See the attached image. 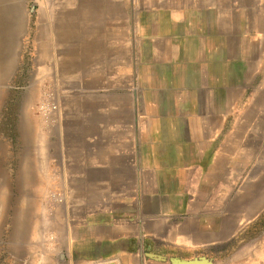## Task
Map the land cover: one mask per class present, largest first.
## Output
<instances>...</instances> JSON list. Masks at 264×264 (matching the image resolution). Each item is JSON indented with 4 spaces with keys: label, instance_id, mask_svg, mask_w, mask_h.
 <instances>
[{
    "label": "crops",
    "instance_id": "1",
    "mask_svg": "<svg viewBox=\"0 0 264 264\" xmlns=\"http://www.w3.org/2000/svg\"><path fill=\"white\" fill-rule=\"evenodd\" d=\"M260 14L264 0H51L37 10V63L66 96L73 190L51 264H253L245 233L264 213V170L251 178L230 121L235 61L260 59L250 55Z\"/></svg>",
    "mask_w": 264,
    "mask_h": 264
},
{
    "label": "rangeland",
    "instance_id": "2",
    "mask_svg": "<svg viewBox=\"0 0 264 264\" xmlns=\"http://www.w3.org/2000/svg\"><path fill=\"white\" fill-rule=\"evenodd\" d=\"M15 2L23 8L26 28L17 38L18 56L0 81V264H51L60 248L56 237L64 234L66 200L73 194L66 187L68 160L62 155L67 148L62 120L66 96L44 75L45 66L37 63L45 30L36 13L51 0ZM258 26L251 30V40L261 37L262 43H251L250 55L260 59L235 61V109L230 121L240 151L250 156L251 178L264 170V22L261 29ZM180 79L171 78V85ZM197 79L187 77L188 86ZM222 81L217 78L218 84ZM44 103L49 111L54 105L57 109L44 115ZM257 220L250 224L245 240L250 237L253 264H264V254L254 252L264 247V230L257 232L262 227Z\"/></svg>",
    "mask_w": 264,
    "mask_h": 264
},
{
    "label": "bare ground",
    "instance_id": "3",
    "mask_svg": "<svg viewBox=\"0 0 264 264\" xmlns=\"http://www.w3.org/2000/svg\"><path fill=\"white\" fill-rule=\"evenodd\" d=\"M15 1L0 0V81L1 78H4L5 68L12 65L11 59L18 56L19 45H17V38H21L19 36L26 28L23 8ZM27 131L26 129L25 133ZM2 207L3 204H0V211Z\"/></svg>",
    "mask_w": 264,
    "mask_h": 264
},
{
    "label": "water",
    "instance_id": "4",
    "mask_svg": "<svg viewBox=\"0 0 264 264\" xmlns=\"http://www.w3.org/2000/svg\"><path fill=\"white\" fill-rule=\"evenodd\" d=\"M174 264H215V262L212 259H208L206 257L197 258L194 260H179L174 259Z\"/></svg>",
    "mask_w": 264,
    "mask_h": 264
},
{
    "label": "built area",
    "instance_id": "5",
    "mask_svg": "<svg viewBox=\"0 0 264 264\" xmlns=\"http://www.w3.org/2000/svg\"><path fill=\"white\" fill-rule=\"evenodd\" d=\"M54 109H57V107L55 105L53 106V108H50V111H49V106H47L45 103L42 104V106H41V112L44 115H48V113L53 112Z\"/></svg>",
    "mask_w": 264,
    "mask_h": 264
},
{
    "label": "trees",
    "instance_id": "6",
    "mask_svg": "<svg viewBox=\"0 0 264 264\" xmlns=\"http://www.w3.org/2000/svg\"><path fill=\"white\" fill-rule=\"evenodd\" d=\"M264 217V216H263ZM262 217V218H263ZM260 219L259 221H258V223L257 224H261V229H259V231H257V232H260L261 230H264V218L263 219ZM260 228V227H259ZM258 229V228H257ZM244 239H242V241H243ZM241 242V240H239V241H237V243L235 242V246H236V248H237V246L239 245V243Z\"/></svg>",
    "mask_w": 264,
    "mask_h": 264
}]
</instances>
